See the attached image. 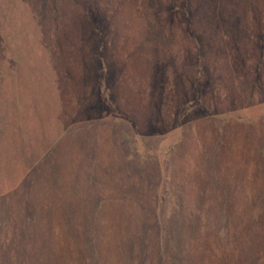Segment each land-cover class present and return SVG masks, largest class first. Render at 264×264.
<instances>
[{"label": "rangeland", "instance_id": "374dc122", "mask_svg": "<svg viewBox=\"0 0 264 264\" xmlns=\"http://www.w3.org/2000/svg\"><path fill=\"white\" fill-rule=\"evenodd\" d=\"M221 5L0 0V264H264V0Z\"/></svg>", "mask_w": 264, "mask_h": 264}, {"label": "trees", "instance_id": "16d2710c", "mask_svg": "<svg viewBox=\"0 0 264 264\" xmlns=\"http://www.w3.org/2000/svg\"><path fill=\"white\" fill-rule=\"evenodd\" d=\"M84 6H87V9L83 6L84 11L88 13V6L91 7V10H95L98 14L97 6L102 8L104 7L105 11L114 9L116 10L118 6V0H81ZM119 0V7L120 2ZM137 1L138 5L143 0H134ZM148 2L149 7H153L154 16L156 20L160 21L159 27L164 29V33L171 24L177 25L176 32L179 35L188 34L190 35V29H193V42L195 39L199 38L202 34L196 33L198 31V25L205 27L206 24H211L214 22V18L221 15L225 6H222L221 3L225 2V0H215L216 4L209 5V9L205 14H202L197 10L196 2L201 3L203 9H207L204 0H193V3L190 4V0H146ZM229 1V0H227ZM229 4V2L227 3ZM193 5V9H192ZM184 6V7H182ZM95 7V8H94ZM217 10V11H216ZM220 10V11H219ZM216 11V13H215ZM193 23V26H191ZM216 26L217 23H214ZM189 31V32H188ZM207 40V39H206ZM209 41V40H208ZM199 51V50H198ZM197 51L198 56L200 57Z\"/></svg>", "mask_w": 264, "mask_h": 264}]
</instances>
